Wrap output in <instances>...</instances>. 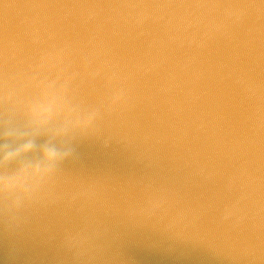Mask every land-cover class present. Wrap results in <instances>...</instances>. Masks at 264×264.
I'll use <instances>...</instances> for the list:
<instances>
[{"label":"water","instance_id":"water-1","mask_svg":"<svg viewBox=\"0 0 264 264\" xmlns=\"http://www.w3.org/2000/svg\"><path fill=\"white\" fill-rule=\"evenodd\" d=\"M29 141L0 264H264V0H0V148Z\"/></svg>","mask_w":264,"mask_h":264},{"label":"clouds","instance_id":"clouds-1","mask_svg":"<svg viewBox=\"0 0 264 264\" xmlns=\"http://www.w3.org/2000/svg\"><path fill=\"white\" fill-rule=\"evenodd\" d=\"M10 135L12 134L6 132L4 138L7 139ZM32 149H33L32 141L24 143L19 147L15 148L14 150H9L8 146L5 145L3 148H0V154H2V158H0V166L7 165L13 162L18 157L32 151ZM42 155H43V159L50 164L56 162L60 158L57 151L54 148L48 146H45ZM3 187L5 190H7L9 188V182H5Z\"/></svg>","mask_w":264,"mask_h":264}]
</instances>
